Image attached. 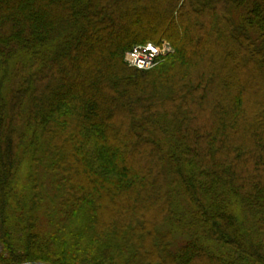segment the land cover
Segmentation results:
<instances>
[{"label": "trees", "instance_id": "16d2710c", "mask_svg": "<svg viewBox=\"0 0 264 264\" xmlns=\"http://www.w3.org/2000/svg\"><path fill=\"white\" fill-rule=\"evenodd\" d=\"M0 247L264 264V0H0Z\"/></svg>", "mask_w": 264, "mask_h": 264}, {"label": "built area", "instance_id": "2783aa9c", "mask_svg": "<svg viewBox=\"0 0 264 264\" xmlns=\"http://www.w3.org/2000/svg\"><path fill=\"white\" fill-rule=\"evenodd\" d=\"M173 52L171 45L162 41L159 44L146 42L134 46L125 54L126 63L139 70H148L155 67L167 55Z\"/></svg>", "mask_w": 264, "mask_h": 264}, {"label": "rangeland", "instance_id": "374dc122", "mask_svg": "<svg viewBox=\"0 0 264 264\" xmlns=\"http://www.w3.org/2000/svg\"><path fill=\"white\" fill-rule=\"evenodd\" d=\"M163 40H165V39H163ZM162 41V40H161ZM161 41L159 42V43H161ZM174 48V47H173ZM204 48V42H202V44H201V47H200V49H203ZM209 50L211 51V53L212 54H214L215 52H217L218 51V49H217V46L214 44L211 48H209ZM174 52H175V48H174ZM147 70V69H146ZM149 70V69H148ZM245 78H246V76H245ZM250 82V80H248V83ZM0 249H1V247H0Z\"/></svg>", "mask_w": 264, "mask_h": 264}]
</instances>
